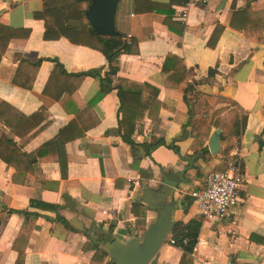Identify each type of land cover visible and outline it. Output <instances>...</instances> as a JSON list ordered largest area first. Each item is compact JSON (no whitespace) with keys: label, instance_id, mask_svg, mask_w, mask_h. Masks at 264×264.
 <instances>
[{"label":"crops","instance_id":"0c3cea01","mask_svg":"<svg viewBox=\"0 0 264 264\" xmlns=\"http://www.w3.org/2000/svg\"><path fill=\"white\" fill-rule=\"evenodd\" d=\"M190 3L149 0L137 8L134 0H118L115 30L124 42L135 41L138 53L120 55L117 74L109 76L101 53L64 38L45 41L44 22L34 19L42 13L64 22L82 12L88 24L87 2L0 0V25L17 31L0 60V109L21 115L0 114V150L8 152L10 142L33 159L32 171L22 173L0 159V264H17L20 252L21 264H91L92 239L142 242L157 214L139 198L146 189L158 192L163 174L178 182L162 203L176 204L174 227L201 221L197 239L206 246L193 264H264V0ZM169 58L182 61L187 82H166L173 72H162ZM107 75L112 90L97 99ZM120 81L143 89L144 106L158 90L154 118L138 117L134 154L118 134ZM186 83H196L188 98ZM235 114L245 126L227 136L215 123ZM216 130L226 139L212 156L208 143ZM153 139L162 143L148 156L142 145ZM235 146L244 178L239 204L229 218L205 221L188 193L224 170ZM25 212L35 216L27 219ZM172 231L156 264H179L182 251L168 245ZM102 264L113 263L106 257Z\"/></svg>","mask_w":264,"mask_h":264},{"label":"trees","instance_id":"16d2710c","mask_svg":"<svg viewBox=\"0 0 264 264\" xmlns=\"http://www.w3.org/2000/svg\"><path fill=\"white\" fill-rule=\"evenodd\" d=\"M143 1H149V0H134V4L138 8V6L143 3ZM145 11L146 12L152 11V7H149V9H146ZM83 15L84 14L82 12L69 13L67 19L64 22H62L57 18L44 15L42 13H37L34 14V19L41 20L44 22L45 32L43 37L45 41H57L61 38H64L73 45L93 49L101 53L107 60L109 65L108 75L115 76L117 74V68L113 67V65L116 63L118 57L120 55H137L138 53L137 43L131 40L129 42H124L123 36L120 34L116 37L98 36L88 26V24L82 23V20L84 18ZM73 23H77L78 25H75ZM231 26L233 27V23H231ZM16 34L17 31L11 30L9 28L0 25V60L5 50L7 49L10 41L17 38ZM166 62L167 63L163 65L162 72L164 74H167L170 73L169 70L173 71L171 76L167 79L166 82H187L188 73L184 68L181 60L177 58H169L167 59ZM168 63H171L169 69H167L166 67V64L168 66ZM213 74L214 72L210 70L208 72V78L213 77ZM86 75L87 74H81L80 77ZM108 75L106 76L105 79L101 81V89L99 94L97 95V99H100L104 95H107L112 90L111 81L108 78ZM120 82H122L121 85L117 87L118 98L120 102L118 112L121 115V119L118 123V134L121 136L123 142L131 147L134 154V150L136 146L132 140V136L134 133L135 125L141 121L138 118L139 116L147 113L151 118H154L152 116V112L155 113L158 112L159 105L156 102L158 90L155 89L152 90L151 93L152 98L148 103V105L144 106L141 103L142 102L141 96L143 89L133 84H128L127 85L128 87H125L124 85L125 81H120ZM194 84L192 85L186 83L183 89L185 97L188 98L189 94L193 91V88L195 86ZM219 101L224 102L223 99H220ZM5 111H9L11 114H13V116H21L12 107L3 106L2 109H0V114H2ZM234 112L235 110L233 111V113ZM7 125L9 128H11L13 131L16 132L14 126H12L10 123H7ZM215 126L221 130L222 129L225 130L227 136L232 134L239 135L240 130L245 126V118L243 117L242 119H240L238 114H235L232 120H230V123H227L225 120H218L215 123ZM220 139L223 142L226 139V136L221 134ZM161 143L162 141L153 139L150 144L142 145V148L145 151L146 155L149 156L155 148L161 145ZM7 144L10 145L8 152L5 153V152H1L0 150L1 161H3L9 167L13 168L16 173L31 172L32 171L31 165L33 159L30 157L27 158L26 155L17 152L15 146L12 143L7 142ZM15 162H19V163L25 162L23 165H25L26 167L23 168L22 165L19 166ZM65 170H66L65 165L61 164V171H63L64 173ZM34 205L37 204L34 203L31 204V206ZM140 206H141L140 204L135 205V207L137 208ZM52 209L55 210V208ZM24 215L27 219H29L31 216H35L27 212H25ZM144 216H145L144 213H142V217ZM58 221L62 223L66 228H69V225L63 219H58ZM0 223H1V217H0ZM31 226L32 224H29L28 226L29 230L31 229ZM200 227H201L200 219L193 220L187 225H182V224L175 225L171 233L170 239L174 240L177 248L182 251V256L180 258L179 264H193V259L191 257V254L196 244ZM91 247L95 251L91 264H102L104 259L107 257L106 254L96 245L91 244ZM22 257H23V253L20 252L18 256L17 264L22 263Z\"/></svg>","mask_w":264,"mask_h":264},{"label":"water","instance_id":"95a60500","mask_svg":"<svg viewBox=\"0 0 264 264\" xmlns=\"http://www.w3.org/2000/svg\"><path fill=\"white\" fill-rule=\"evenodd\" d=\"M89 4L85 12V18L90 28L102 37H116L115 15L118 0H78ZM221 131L216 130L208 143L209 152L215 156L220 151ZM195 157L189 160V164L195 161ZM178 186L177 181H172L163 174L162 188L158 192L146 189L139 198V202L157 214L156 222L143 234L142 242L135 236H131L126 242H118L113 238L107 241L92 242L97 245L111 260L113 264H156V257L161 246L166 242L170 232L174 228L172 214L176 204H162L163 201L174 194Z\"/></svg>","mask_w":264,"mask_h":264},{"label":"built area","instance_id":"2783aa9c","mask_svg":"<svg viewBox=\"0 0 264 264\" xmlns=\"http://www.w3.org/2000/svg\"><path fill=\"white\" fill-rule=\"evenodd\" d=\"M206 2L207 0H191L190 4L203 5ZM186 16L187 11L185 9L182 11L181 17L185 18ZM129 40V37L125 39L126 42ZM241 159L240 148L238 146L233 147L225 159V169L211 173L208 176L205 188L188 193L203 220L220 221L227 219L238 206L240 188L244 183L240 164ZM129 183L134 188L140 186L137 180H129ZM168 245L177 248L175 241L172 239L168 240ZM204 246H206L205 241L198 238L191 257L197 258L200 248Z\"/></svg>","mask_w":264,"mask_h":264},{"label":"rangeland","instance_id":"374dc122","mask_svg":"<svg viewBox=\"0 0 264 264\" xmlns=\"http://www.w3.org/2000/svg\"><path fill=\"white\" fill-rule=\"evenodd\" d=\"M227 121V123H230V121H228V120H226Z\"/></svg>","mask_w":264,"mask_h":264}]
</instances>
